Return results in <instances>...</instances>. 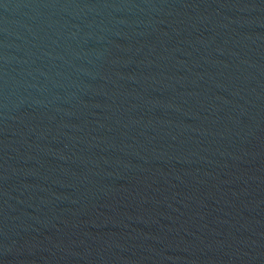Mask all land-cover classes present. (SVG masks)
<instances>
[{
	"label": "water",
	"instance_id": "obj_1",
	"mask_svg": "<svg viewBox=\"0 0 264 264\" xmlns=\"http://www.w3.org/2000/svg\"><path fill=\"white\" fill-rule=\"evenodd\" d=\"M0 264H264V0H0Z\"/></svg>",
	"mask_w": 264,
	"mask_h": 264
}]
</instances>
